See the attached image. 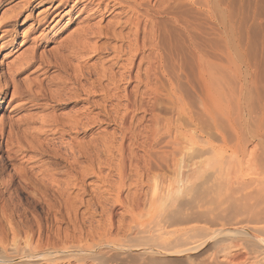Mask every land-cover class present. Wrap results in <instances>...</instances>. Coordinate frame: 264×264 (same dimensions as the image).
<instances>
[{"label":"bare ground","instance_id":"6f19581e","mask_svg":"<svg viewBox=\"0 0 264 264\" xmlns=\"http://www.w3.org/2000/svg\"><path fill=\"white\" fill-rule=\"evenodd\" d=\"M171 1L175 2L174 10L171 8ZM5 4L6 0H0V9ZM43 7L45 8L42 9ZM34 9L42 10L37 13L36 20L30 22L24 33L16 32L32 20L31 12ZM194 9L203 17L196 16V19H192L191 14ZM76 13L77 15L72 18ZM259 14H264V0H247V2L238 0L236 5L235 0H25L20 10L0 18V52L4 49L16 50L31 42L33 48L31 46V50H25L26 53L17 60L15 68L11 67L10 70L17 75L21 74L20 71L25 72L35 68L32 69L33 73L42 72L41 75L45 77L41 80L27 81L24 85L17 84L14 78L8 80L9 82L6 81L7 87H12L9 103L22 101L28 94L29 100H26V103L21 102V105L31 103L34 107L45 108L51 104L58 105L63 101H72L83 102L88 110L96 111L95 115L89 117L90 111L87 113L88 110L84 108L86 111L81 112V109L80 113L78 111L77 114L67 117L62 125L63 128L67 127L70 130H86L97 124L95 120L98 116L106 121L118 123L121 134V142L116 152L119 158L118 184L121 186L123 183L122 169H125L126 162L130 165L134 163V168L136 166L141 171L142 177L150 175L152 164L164 166L167 172L151 173L150 177L147 175L149 195L146 194L147 197L145 196L143 201L139 198L135 199L134 211H142L146 208V216L158 211L156 214L160 219L164 214L161 206L171 201L170 193L173 189L181 190L187 196L193 195L196 181L201 173L212 170L220 175V172L224 171L223 168L231 165L237 167L235 161H230V154L227 155L228 143H233L229 148L231 155L235 157L244 155V169L252 172L251 177L245 178L244 189L251 187L260 198L264 199V176L259 173L260 171L258 172L264 169V105L261 106L255 122L251 125L233 118L238 117L239 113L240 116L244 115L245 109L249 115L251 109L249 110L246 97L250 93L256 94L259 82H264V61L260 60L261 57L260 61H257L254 54L258 45L264 51V25L260 24ZM80 15L84 16L79 24L80 27L67 39L61 40L56 46V51L49 52V58L37 54L40 46L43 47L41 41L45 40V37H42L41 33L44 30H56V26L64 17L69 20L67 25L72 24ZM110 15H113V22L110 19V22L108 20L102 26L101 24ZM208 17L214 23V28L210 30L205 26ZM96 18H99V22L92 25L91 22ZM13 24L14 30L11 33L8 28L13 27ZM38 31L41 35L38 33L39 35L35 37ZM9 33L11 40L4 42ZM53 33H57V30ZM20 36L22 41L17 43V38ZM46 39L51 41L55 40V37ZM92 59H96V63L87 65L86 62ZM236 62H238L237 66ZM232 64L234 69L237 67V72L239 71L238 78L237 76L231 78L232 74L228 66ZM50 69H53L52 75L57 74L54 81L47 72ZM237 72L235 75L238 74ZM248 83L251 85L250 90L246 87ZM7 93L1 91L0 105ZM232 111H235L236 116ZM138 112L143 116L136 119L135 115ZM133 120L136 123L134 125L140 127L139 130L135 128L133 131ZM45 124L50 127L58 125L54 117ZM41 125L43 126V123ZM212 134L219 138V145L213 144ZM252 143L255 145L252 149L254 151L250 152V150L248 153L247 146ZM126 147L131 151L128 157H126ZM134 149L139 150L141 155L133 153ZM207 157L210 159L202 161ZM235 179L237 181V177ZM242 179L239 181L241 182ZM205 181L208 183L207 179ZM208 187L212 186L208 185ZM242 187L240 186V189ZM230 189L227 188L228 192ZM231 192L232 190L228 194L232 195L235 191ZM192 195L188 198L192 199ZM249 195L247 193L245 196L250 200L252 197L250 198ZM233 196L228 198L232 201L235 199ZM240 198L238 199L241 200ZM214 199L217 200L216 197ZM175 201H177L176 196ZM192 201L189 203L192 204ZM204 202L206 204V201ZM245 204L241 207L250 209L247 208L246 202ZM236 205L238 204H234ZM249 209L245 210L247 215L254 210V207H251L253 209L251 212ZM255 211L257 210L253 212ZM253 212L252 215H255L256 213ZM146 222L148 224V221ZM156 222L158 224V221ZM133 229L135 230V227ZM147 229L145 231L142 227L134 235L147 239L148 244L132 247L139 250V260L144 261L145 264H159L153 261L156 257L172 259V257L185 256L196 249L194 243L190 241L193 239L189 238L190 235L193 238L192 233L186 238L179 236L181 241L179 248L182 249H173L168 248L169 243L166 244L168 246L165 245V238L159 239L158 234L160 233L161 236L162 231L158 234L154 232L152 236ZM189 230L190 228L188 232ZM194 230L197 233L201 228L193 226ZM260 230L264 232V226L257 228L258 232ZM110 235L107 233L92 247L84 244L69 249L75 257L92 253L94 248L116 249L117 247L124 250L123 242H118ZM162 239L164 241L160 244ZM257 243L264 248V240L260 239ZM16 244H13L15 255H8L5 242L0 240V250H2L0 264L19 263L20 260L28 261V259L36 263L41 261L48 263L60 256V250H57L55 245L47 246L44 250L40 246L32 247L30 239L24 242V248L18 251ZM208 260L211 262V259ZM218 262L213 261L211 264H222ZM260 262L264 263V253Z\"/></svg>","mask_w":264,"mask_h":264},{"label":"rangeland","instance_id":"374dc122","mask_svg":"<svg viewBox=\"0 0 264 264\" xmlns=\"http://www.w3.org/2000/svg\"><path fill=\"white\" fill-rule=\"evenodd\" d=\"M24 2L25 0H6V4L0 9V18L9 15L13 11L20 10ZM237 2L238 0H235V5ZM244 2H247V0H244ZM170 4L173 10L176 9L174 1H171ZM44 8L45 7L42 9ZM39 11L42 10L34 9L31 12L32 20L25 23V25L21 26L16 32L24 33L29 27L30 22L36 20V15ZM193 11V14H191L192 19H196V16L199 18L203 17V15L198 14L195 9ZM75 15H77V13L73 14L72 18ZM83 17V15H80L78 19L73 20L74 23L68 25L67 22L69 20L67 21L66 17H64L55 28L57 33H53L56 30L49 31V29H46L41 35L38 31L34 36L36 37L40 34L42 37H45V40L41 41L43 47L40 46L37 54L49 58V52L52 53L56 51L58 43L61 42V40L67 39L69 35L80 27L79 24ZM258 18L261 22L259 23L264 25V14H259ZM98 19L99 18H96L91 24L98 23ZM110 19H113V15H110L101 25H105L108 20V22H110ZM213 25V21L208 17L205 20L206 28L210 30L214 28ZM8 30L12 33L14 24L13 27H9ZM11 33L3 40L4 42L11 40ZM53 36L55 40L48 41V39H46L47 37L50 38ZM21 39V36L18 37L17 43H20L22 41ZM31 44V42L26 43L22 48L10 51L9 49H4L0 52V89L2 88L0 94L3 90L4 92L6 91V93L8 92L6 96L4 95L0 105V240L5 242V250L8 255L16 252L13 246L14 243L16 244V240V245H18V247H15L20 251L24 248V242L26 243L31 239L32 247L36 245L46 250L45 248L47 246H57V250H60V256L56 260L53 259L48 263H44V261L36 263L28 259V261L20 260L19 263L13 262L14 264H145L144 261L139 260V250L132 247L147 243V239L139 238L137 237L138 235L134 234L142 227L143 230L146 231L149 225L152 227L149 226L151 230L148 227L147 231L149 230L148 232L152 236L154 232L158 234V232L162 231L161 234L163 236H160L159 233V239L165 238V241L163 239L162 241L160 240V244L163 241L165 245L169 243V246L166 245L168 248L182 249L179 248L181 247V241L178 237L186 238L190 233H192L193 237L191 238V235L189 236L190 239H193L190 241L196 246V249L182 257H172V259L156 257L153 260L154 262L156 261V263L211 264V262H218L217 260H219L218 263L221 262L222 264H264L260 262L264 253V248H261L257 243L260 239L264 240V232L261 230L259 232L257 231V228L264 226V199H262V197L260 198V195L258 196L251 187L247 189L248 191L244 189L245 178L248 179V177H251L252 172L244 169V155H236V157L235 155H231V150H229V148L232 147L233 143H228L227 155L230 154L229 158L231 159L234 157V159H230V161H235L234 164L238 168L232 165L228 168H223L224 171L222 170L223 173L220 172V175L217 171L214 172L212 170L201 173L198 178L199 181H196L197 185L195 184L193 195L190 194L194 198L193 201V198H188L190 195L187 196L181 190L177 191L173 189L170 193L172 195L170 196L171 201L161 206L164 214L162 215L161 213L162 216H160V219L157 215L158 211L150 216L145 215L146 208L142 211H134L135 199L139 198L140 201H143L146 194H148L147 192H149L148 174L142 177L140 174L141 171H139L136 166L134 168V163L130 165L128 164L129 162H126L125 169H122V176L124 177L123 183L121 186L118 184L119 158L116 152L121 142L118 123L115 124L106 121L101 116H98L97 120H95L97 124L88 127L86 130H70L64 127L65 131H63L64 128L62 124L65 123L67 117L69 118V116L71 117L77 114L78 111L80 113L81 109V112L88 110L83 102L63 101L58 105H49L55 107L54 109L49 106L45 108L39 106L34 107L31 103H27L24 106L21 105V102L26 103V100H29V97H27L28 94H26V98L28 99L24 97L25 99L23 98L22 101L9 103L12 87H7L6 84L10 80L14 78L13 80L17 82V84L24 85L27 81H32L33 79L41 80L45 77L41 75L42 72L37 71V73H33L32 69L35 68L26 70L25 72L20 71L21 74L17 75L10 70L11 67L15 68L17 60L20 59L21 56H24L22 54L26 53L25 50H31ZM254 54L257 61H264V51L261 50L259 45L255 48ZM86 63L87 65L95 64L96 59L88 60ZM237 63L238 62H236V66ZM72 64H75V62H72ZM229 67L230 73L232 74L231 78L234 79L236 76L238 78L239 71L237 72V67L234 69V64L228 66V68ZM235 71L238 74L235 75ZM47 72L48 74L50 73L49 76L53 78V81L57 78L56 73L52 75L53 69ZM6 81L8 82L6 83ZM233 81L235 82V80ZM246 87L250 90L251 85L249 84ZM246 99L250 107L249 110L251 109L249 115L246 109L242 116H240L239 113L237 117L235 111H232V113L236 116L233 118L243 121L242 123L246 122V124L251 125L255 122V118L259 114L261 106L264 105V82L260 81L257 93L248 94ZM240 100L242 101L243 99ZM89 111V117L96 114V111H93V109L92 112L88 110L87 113ZM138 113L135 115L136 119L143 116L141 112ZM52 117H54L58 123V125L54 127L45 124L47 121H50ZM42 123L43 126L41 125ZM134 124H136L135 120H133L132 124L133 131L135 128L139 130L140 127ZM55 127L56 129H54ZM50 128L51 130H48ZM211 138H213V144L219 145V138H217L215 134H212ZM253 146H255L253 143L247 146L249 149H247L248 153L250 150V152L254 151L252 150L254 148ZM127 148L128 147H126V157L131 155L130 149L128 148L127 150ZM132 152L141 155L140 151L137 149L132 150ZM255 153H257V151ZM250 155L252 156V154ZM205 159L210 158H204L202 161ZM240 163V167L243 169L238 166ZM155 165L156 164L151 165L150 171L152 170V172H149L150 175L155 172H166L164 166H160V164ZM261 170L264 169H260L258 172L260 171L259 173L264 176V171ZM230 171H232V173H230ZM150 175L148 176L150 177ZM236 177L237 181L235 179ZM206 179L208 183H206V181L204 182ZM239 179H242V181L240 182ZM214 184L217 186H214ZM234 184L236 186H234ZM239 184L241 187L244 185L241 188L243 193ZM206 185L207 187L208 185L212 187L207 188ZM227 188H231L229 190V192L232 190L231 193L235 191L234 194H232L235 199L233 198L234 200L232 201L231 198H228L232 195L228 194ZM236 188H239L240 190L238 189V191H241L240 193L242 194H240ZM216 189L217 191H215ZM247 193L250 194L249 197H252H250V200L248 196L247 198L245 196ZM215 194L217 196H215ZM175 196L177 201H175ZM209 197L213 199L216 197L217 200L210 199ZM191 201L192 204L189 203ZM204 201H206V204ZM210 201H213V203H210ZM250 201L254 202L251 204ZM241 202H244L243 204H245V202L247 203V208L250 207V209L248 208L249 212L253 210L251 207L257 210L255 212H253L254 210L252 211L256 213V218L254 214V218H252V212L247 215L246 211H248V209H246V207H241V205H243ZM234 204L238 205L234 206ZM232 208H234V210ZM169 211L170 214H168ZM148 217L152 219L153 222ZM146 221H148V224ZM156 221H158V224ZM142 222L143 224L145 223L144 226ZM151 222L157 224H154L157 226V231ZM138 223H141V225H138ZM193 226H198V229L201 228L203 232L198 230L196 233L197 229L193 231ZM134 227L135 230L133 229ZM162 227L163 229H161ZM152 228L155 231H153ZM189 228L190 232H188ZM247 228L248 231H246ZM171 230L176 233H173ZM107 233L111 234L110 236L118 242L122 241L125 249L120 250L117 247L116 249L106 247L94 248L92 253L78 257H75L69 249V247L82 246L84 244L88 247H92L94 244L98 243L99 240L104 238V235ZM182 233L183 235L181 236ZM12 240L14 242H12ZM11 244L12 247H10ZM61 246H64V248ZM1 254L2 250H0V255ZM46 255L49 256V254ZM208 259H211V262H209L210 260Z\"/></svg>","mask_w":264,"mask_h":264}]
</instances>
